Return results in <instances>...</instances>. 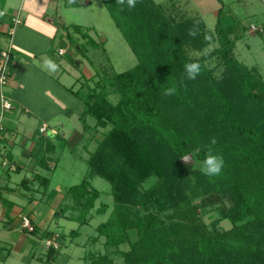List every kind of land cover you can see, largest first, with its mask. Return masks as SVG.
<instances>
[{"label":"trees","instance_id":"1","mask_svg":"<svg viewBox=\"0 0 264 264\" xmlns=\"http://www.w3.org/2000/svg\"><path fill=\"white\" fill-rule=\"evenodd\" d=\"M100 1L137 63L105 75L92 87L70 90L83 103L79 119L89 140L99 129L109 128L85 161L87 175L74 193L66 189L72 204L64 210L83 214L100 197L90 180L97 176L110 185V214L91 238L92 243L103 238L105 252H87L84 264H116L110 254L119 256L121 264H264V79L256 67L234 57L239 38L232 30L235 25L221 26L219 10L208 36L201 17L177 19L154 0H137L135 8L125 4L123 10L116 0ZM83 2L64 0V7H81ZM4 4L0 0V23L8 22L2 15ZM194 22L198 35L193 38L188 30ZM9 26L0 30V38ZM62 29L70 39L66 26ZM72 29L87 45L98 46L89 29ZM212 42L217 46L208 51ZM76 48L85 56L84 48ZM189 51L199 56H190ZM10 56L11 72L13 46ZM212 60L217 61V70L209 67ZM193 61L202 65L201 73L188 80L184 65ZM172 86L175 95L165 96L164 90ZM111 95H116V102L109 100ZM87 118L93 119L92 125ZM211 138L216 139L213 153L224 161L218 176L200 172ZM54 146L48 142L39 151L40 168L50 169L46 154L54 153ZM187 155L193 160L190 166L182 162ZM10 156L6 159L13 164ZM34 182L44 189L50 184L49 178L34 172L20 186L30 191ZM189 192L199 195L197 203ZM0 204L8 218L14 203L0 194ZM199 208L218 214L210 229L203 225ZM107 209L102 204L96 212L104 214ZM220 220L229 221L231 228L219 230ZM32 226L30 234L53 239L52 232ZM122 245L127 249L121 250ZM58 249L47 247V262Z\"/></svg>","mask_w":264,"mask_h":264},{"label":"rangeland","instance_id":"2","mask_svg":"<svg viewBox=\"0 0 264 264\" xmlns=\"http://www.w3.org/2000/svg\"><path fill=\"white\" fill-rule=\"evenodd\" d=\"M4 1L3 10L6 12L17 9L21 4V0ZM26 1L27 6H34L37 11L45 13L49 18L61 17L62 25L66 26L68 32H70L71 38L68 39L66 38V30L57 29L59 30L58 35L51 40L53 45H48L50 40L47 35L49 27L41 24L40 21L33 24L32 29L28 30V40L23 43L26 52L31 54L47 49L48 45L49 52L46 57L50 58L49 55L52 52L55 53L52 55L56 58L59 57L62 66L66 69L65 80L60 79V83H63L66 89L71 90L70 87L74 82H76L73 85L74 91L86 84L92 87L95 81L103 79L105 75L120 73L136 65V57L100 0H83V5L77 8L64 7V0H57L56 9H53V3L50 4L52 0ZM154 1L177 19L201 17L208 36L214 32L217 12L221 10V26L227 27L231 21H235L232 24L235 25L232 30L239 35L233 50L234 57L248 67H256L264 79V34L250 30L251 26L263 27L264 0ZM49 4L53 7H49L50 9L47 10ZM226 11H230L231 14L229 15ZM39 26L43 28L41 29ZM73 26H80L83 30L89 29L88 35L98 46L93 47L84 43L79 35L73 33ZM56 32L53 28L52 33H54V36ZM61 34L65 37L63 38ZM60 40L66 45L63 57L58 56L56 48V43H59ZM6 41V36H2L0 47ZM77 46L85 49V56L76 48ZM216 46L217 43L212 42L207 49L210 51ZM26 52L15 56L16 62L20 60L22 63L19 62L17 69L12 73L10 72L7 85L4 88L5 95L11 100L15 109L12 113H6L4 118L5 124L15 131L12 140L16 137L15 146L13 148L11 146L9 150L12 151V161L17 163L19 160V163L24 165L19 172H15L13 168L2 167L1 161L4 157L0 158V169L8 170L10 173L11 179H6V183L15 189V191L5 194L7 199L14 202L8 216L9 219L6 217L5 220H13L12 223H16V225L19 221L21 226V218L19 220L18 213H22V218L26 215L36 219L41 229L52 232V241L59 249L53 256V260L47 262L45 239L27 232L29 240H32L31 246H33L29 258L16 256L14 252L11 258L16 256L15 264H84L82 257L87 252H105L102 244L103 238H100L97 243H92L91 238L97 236L96 227L105 222L110 214L113 205L110 185L97 176L90 180L91 186L100 192V197L95 202V207L83 214L76 209L64 210L72 204L71 197L66 194V189L68 188L71 193H74L77 185L87 175L88 167L85 161L109 128L99 129L95 139L89 140L88 134L82 131L83 127L79 119V115L83 110V103L73 96L70 91H63L58 84L45 79L36 68L25 67L23 62H30L33 59ZM188 53L190 56H199L198 53L192 51ZM216 62V60H212L209 67L217 70V67H215ZM32 64L39 65L41 68L37 59L34 63L32 61ZM13 91L20 100L24 101L23 107L27 110L21 109V105L12 101ZM116 99V95L109 96V100L112 102H116ZM42 121H45L48 126L59 127L63 132H61L59 138L54 137L51 139V142L55 145V152L49 154L51 160L47 164L50 169L40 168L37 163L41 153L37 152L39 145L35 142L43 141V136L34 134L33 137V133ZM87 123L92 125L93 119L87 118ZM74 132H78L79 135ZM7 133L9 134V132ZM90 133L93 134L94 132L90 131ZM22 138L27 140L19 144ZM1 141L2 139H0V144ZM32 144L33 147L36 145L33 154L31 152ZM43 148L44 146L41 151ZM23 149L26 150L25 153ZM22 154H25V156L21 158ZM32 162L34 165H31ZM182 162L186 166H190L193 160L185 156ZM34 172H39L44 177L49 178L50 184L47 189H44L43 186L38 188L36 182L29 185L30 191L22 189L20 186L21 180L23 178L31 179ZM31 194H34L35 198L33 197L34 200L29 201L28 197ZM188 196L194 199L193 203H197L200 198L197 193H194L192 197L189 192ZM102 204L107 205V211L104 214L97 213L96 209ZM56 211H58V214L55 216ZM197 212L203 225L208 229H210L212 222L219 218L213 210L199 208ZM67 216L72 217V219H67ZM3 225L5 223L0 221V234H5L4 230L6 231V228ZM217 227L219 230H228L231 228V223L227 220H220ZM74 230H77L78 234L70 236L69 233ZM8 241L11 242L12 240L8 239ZM120 249L126 250L127 245L120 246ZM26 250L28 249L25 247L23 254L26 253ZM35 250L36 253L33 256ZM110 255L116 264H121L122 261L119 256ZM11 258L8 259L7 264H11Z\"/></svg>","mask_w":264,"mask_h":264},{"label":"crops","instance_id":"3","mask_svg":"<svg viewBox=\"0 0 264 264\" xmlns=\"http://www.w3.org/2000/svg\"><path fill=\"white\" fill-rule=\"evenodd\" d=\"M57 0H52V2L50 3L52 5V3L54 4V8L56 9V5H57ZM26 0H21V4L19 5V7L17 9H14L12 11H4L3 13L5 14L4 17L8 22H3L0 23V30L1 31H5L7 28V25L10 24L11 22V16L12 14H14L15 12H20L21 18H22V22L20 25H18L15 29V33L13 36V40H12V46H13V61H12V68H11V73L12 71H15V69H17L18 64L20 62V64L22 63L20 60H18L16 62L15 60V56L17 54L20 53H25L26 49L23 46V43L28 40L27 39V32L28 30L32 29L33 24H36V22H40L41 24H44L46 26L49 27V32H48V36H49V43L48 45H53V42L51 41L52 39H54L57 35H58V31L57 29H61L63 27L62 25V21H61V17H53V18H49L47 15H45V13H41L40 11H37L36 8L34 6H27L26 5ZM49 4L48 9H50L49 7H53ZM227 13H229V15L231 14L230 11H226ZM222 13V12H221ZM222 15V14H221ZM44 22V23H43ZM235 21H231L228 26H231L232 24H234ZM227 26V27H228ZM264 26V24H263ZM41 29L43 28L42 26H39ZM53 28H55L56 35L54 36V33H52ZM61 33V32H60ZM62 35V34H61ZM6 36V35H5ZM4 36V37H5ZM63 38L65 37L64 35H62ZM67 38V37H66ZM6 44V42H5ZM5 44L3 46H5ZM27 44V43H26ZM48 45H47V49H44L43 51H39L35 54H31V53H27L28 55H31L33 57V59H31L30 62H23V65L25 67H33L36 68L39 73L47 80L53 81L55 84H58V86L63 90V91H70L69 89H66V86L63 83H60V79L61 80H65L64 74L66 72V69L62 66V61L60 60V58H56L53 55L55 53L52 52L51 55H49V57L51 58L52 61H55V63L58 65V68L56 71H51L48 68H46V66L44 65V60L46 57V55L48 54ZM1 46V45H0ZM2 46V47H3ZM66 45L60 40L59 43H56V48H57V52H58V56L63 57L65 54V47ZM0 47V48H2ZM50 50V49H49ZM62 52V54H60ZM49 58V59H50ZM35 59H37L41 65V68L38 66H36L35 64H32L35 62ZM32 65V66H30ZM61 69V71H59ZM76 82L73 83V85H75ZM71 86L70 88L73 89L74 86ZM71 92V91H70ZM74 96V95H73ZM77 98V97H76ZM12 101L15 103H18L19 105H21V109L23 110H27V108H24V101L20 100L18 95L15 93V91L12 92ZM13 105V104H12ZM14 106L12 108L11 111H9L10 113L13 112ZM70 114V113H69ZM46 125L48 127V130L46 133H40L39 132V128H41V126ZM62 127V125H60ZM50 130H54L55 134H51ZM63 130V129H62ZM9 132V134L7 133ZM14 130L11 127H8L7 124H5L4 122V133L2 134V141L0 144V158H6L7 154L11 155V150H9V148H13V146H15L16 142H15V138L12 140V136L14 135ZM61 129L59 127H54V126H48L45 121H42L38 124V127L36 129V131L33 133V137L37 134V135H41L43 136V141H39V142H35L36 144L39 145L37 152L41 151L42 147H45V144L50 142L51 144H53L51 142V139L58 138L60 137L61 134ZM63 133V132H62ZM75 134L79 135L78 132H74ZM35 134V135H34ZM29 136V135H27ZM66 137V136H65ZM31 138V137H30ZM27 139H23L20 141L19 144L26 142ZM54 145V144H53ZM22 146V145H21ZM33 144L31 146L32 149V154L36 148V145L33 147ZM55 147V146H54ZM8 148V149H7ZM44 149V148H43ZM25 149H23V152L25 153ZM55 152V151H54ZM53 154V153H52ZM25 156V154L21 155ZM49 156V154H46V157ZM12 157V155L10 156ZM9 161V160H8ZM35 162V161H34ZM49 162V161H48ZM16 167H19V170H21V167L23 168L24 165L19 163V160L17 163H13ZM31 165H34V163L32 162ZM19 172V171H18ZM10 180V173L8 172V170H2L0 169V194L5 197V194L7 192H12L15 191V189H13L12 187L9 186V184L6 183L7 180ZM6 198V197H5ZM9 200V199H8ZM11 201V200H10ZM13 202V201H11ZM14 203V202H13ZM14 206V205H13ZM19 220L20 218H22V213H18L17 214ZM26 216V215H24ZM6 216H5V209L2 207V205L0 204V221L5 223L4 228H6V231L4 230L5 234H0V264H7L8 259L11 258V255L13 254V252L16 254V256H20V257H25V258H29L30 253L32 252L33 246L32 245V240H29L28 237V233L27 231L23 230L22 227L20 226V222L18 221V224L16 225V223H12L13 220H5ZM32 221V223L37 226L41 231H44L45 229H41L40 225L37 223V220L34 218L29 217ZM9 219V218H8ZM8 228V229H7ZM8 239H11L12 241H8ZM50 240V239H48ZM45 240V244H46ZM46 246V245H45ZM26 247V253L23 254V249ZM36 250L33 253V256L35 255ZM13 256L12 262L11 264H15L16 260L15 257ZM33 258V257H32ZM31 258V259H32ZM19 260V258H17ZM23 260V259H22Z\"/></svg>","mask_w":264,"mask_h":264},{"label":"built area","instance_id":"4","mask_svg":"<svg viewBox=\"0 0 264 264\" xmlns=\"http://www.w3.org/2000/svg\"><path fill=\"white\" fill-rule=\"evenodd\" d=\"M2 15H5L2 12ZM22 22V18L20 15V12H15L11 16V26L8 28V33L6 35V44L2 48H0V138L1 133L4 131V118L5 113L12 109V102L11 100L5 95L4 88L7 85L8 78L10 75V59H11V50H12V40L15 33V29L18 25H20ZM250 30L252 32H260L264 34V26L256 28L254 26L250 27ZM62 54V52L60 53ZM48 130V127L46 125L41 126L39 128L40 133H46ZM51 134H55L54 130H50ZM2 167H7L8 169L13 168V171H15V166L13 164H9V162L6 160V158L2 159L1 161ZM12 171V170H11ZM21 227L23 230L30 233L33 230V226L31 223V219L28 216H25L21 218ZM46 247L53 245L56 247L55 243L52 240L46 241Z\"/></svg>","mask_w":264,"mask_h":264},{"label":"clouds","instance_id":"5","mask_svg":"<svg viewBox=\"0 0 264 264\" xmlns=\"http://www.w3.org/2000/svg\"><path fill=\"white\" fill-rule=\"evenodd\" d=\"M68 3L72 4L74 3V0H68ZM116 4L121 7V10H123V6H125V4L129 9H132L136 7L137 0H116ZM188 35L193 38L198 35V22H194L193 26L188 30ZM44 65L51 71H56L58 68V65L49 58H45ZM201 69L202 65L198 61L186 63L184 65L185 78L188 80H195L200 75ZM176 91V87L172 86L166 88L163 94L165 96H172L175 95ZM215 144L216 139L211 138L206 155L200 167V172L203 175L218 176L221 174V171L223 169V158L213 153L212 146H214Z\"/></svg>","mask_w":264,"mask_h":264},{"label":"water","instance_id":"6","mask_svg":"<svg viewBox=\"0 0 264 264\" xmlns=\"http://www.w3.org/2000/svg\"><path fill=\"white\" fill-rule=\"evenodd\" d=\"M186 157H187V158H189V159L191 158V156H190V155H187Z\"/></svg>","mask_w":264,"mask_h":264}]
</instances>
